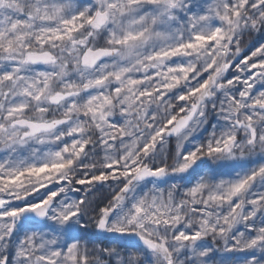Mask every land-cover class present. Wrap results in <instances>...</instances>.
Returning a JSON list of instances; mask_svg holds the SVG:
<instances>
[{
	"label": "snow or ice",
	"instance_id": "obj_1",
	"mask_svg": "<svg viewBox=\"0 0 264 264\" xmlns=\"http://www.w3.org/2000/svg\"><path fill=\"white\" fill-rule=\"evenodd\" d=\"M0 264H264V0H0Z\"/></svg>",
	"mask_w": 264,
	"mask_h": 264
}]
</instances>
